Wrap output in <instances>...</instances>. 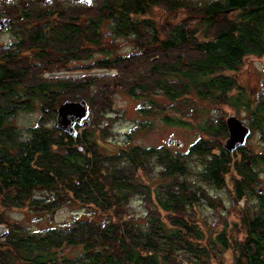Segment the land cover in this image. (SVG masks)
Wrapping results in <instances>:
<instances>
[{"label":"trees","instance_id":"obj_1","mask_svg":"<svg viewBox=\"0 0 264 264\" xmlns=\"http://www.w3.org/2000/svg\"><path fill=\"white\" fill-rule=\"evenodd\" d=\"M203 1L27 0L26 5L0 9V18L10 22L6 30L17 24L21 31L15 43L0 49V209L24 208L39 218L79 201L100 212L43 232L10 225L8 238L0 242V264H183L178 260L182 251L208 256L207 248L193 242L202 241L204 235L190 210L203 201L213 203L203 186L188 177L189 162L196 155L204 161L202 184L225 185L233 167L240 177L237 199L249 193L259 200L261 211L245 224L248 239L238 248L236 264H264V169L257 170L264 167V154L251 156L245 145L238 149L242 159L234 160L236 151L230 153L208 139L193 143L186 155L131 145L112 152L99 142L96 128L104 127L88 123L94 108L96 114L107 115L105 107L109 110L115 89L136 98L162 96L171 108L183 101L193 114L205 107H244L251 116L249 127L264 131V95L252 105L231 75L247 58L264 56V0ZM155 7L188 12L198 24L191 29L185 23L158 27L143 19ZM105 25L113 37L133 38L137 47L129 57L113 56L105 49L104 58L88 67L116 69L115 77L42 78L50 68L70 70L71 61L90 59L94 49L103 50ZM91 88L96 89L94 97L85 95ZM235 89L239 92L233 96ZM82 100L88 102L90 115L76 127L75 137L56 124L46 125L48 117L56 119L63 103ZM149 101L151 108L141 112L165 108L152 98ZM35 109L42 112L36 126L25 132L16 127L20 113ZM187 114L184 117L192 116ZM213 117L202 131L228 138L226 121ZM163 120L169 125L188 124L180 116L166 115ZM130 135L126 133L129 139ZM157 166L154 186L147 185L141 171ZM254 187H260L262 194ZM134 195L153 204L154 214L147 219L127 215L124 210ZM160 210L168 214L166 221ZM98 213L107 214L103 221ZM139 218L145 224L138 223ZM0 223H5L1 212ZM218 237L227 245L224 232ZM78 248L74 258L65 254Z\"/></svg>","mask_w":264,"mask_h":264},{"label":"rangeland","instance_id":"obj_2","mask_svg":"<svg viewBox=\"0 0 264 264\" xmlns=\"http://www.w3.org/2000/svg\"><path fill=\"white\" fill-rule=\"evenodd\" d=\"M195 3L204 2L203 0H193ZM143 19H150L156 23L158 27H166L169 24L185 23L188 28H193L198 24L196 16L188 12L177 11L169 12L168 10L155 7L151 9ZM15 29L3 30L0 29V49L6 48L11 43H15L17 36L21 33L18 30L19 25H14ZM17 29V30H16ZM104 49H94L90 59L82 61H71L69 63L70 70H59L50 68L44 71L41 75L44 79H63V78H84V77H115L116 69L104 70L100 68H88L92 66L96 60L104 58L103 52L109 51L113 56L120 55L129 57L137 52L135 40L128 37H113L108 25L103 27ZM107 51V52H108ZM28 54L26 53V56ZM90 56V55H89ZM144 56L139 57L138 61ZM27 58V57H26ZM239 88L244 89L246 96L251 100L252 105L258 101L259 95H264V56L247 58L239 71L235 74ZM239 90L235 89L232 95L235 96ZM96 89L91 88L85 92L88 97H94ZM231 95V96H232ZM154 99L156 104L163 110H153L151 113H143L142 108H151L150 99ZM136 98L130 96L124 90H113L109 99L110 108L105 107L107 115L101 116L96 114V108L92 112V116L88 123L93 125L101 124L104 128H96L99 136V142L103 147L109 148L110 151L116 152L120 148L131 146H141L144 148L157 147L166 148L172 153L188 154L190 146L198 140L208 139L213 140L211 144L214 146H224L227 137H216L211 133L202 131V126L207 119L214 118L226 121L230 115H235L244 124L249 126L251 116L244 107L238 110L232 106L221 105L218 107H205L203 111L193 114L190 106L183 101L176 103L171 108L172 104L162 96ZM264 100V99H263ZM95 101V100H94ZM93 101V102H94ZM192 103V102H191ZM37 106V105H36ZM39 108V107H37ZM111 110V111H110ZM41 111L35 109L31 112L20 113L15 119L16 127L25 132L28 128L36 126ZM192 114L191 117H184ZM183 117L184 121L188 122L185 126L169 125L163 120L164 116ZM48 127L56 124V119L52 116L45 121ZM90 124V125H91ZM84 127L81 129L82 132ZM251 128V127H250ZM136 129V130H134ZM131 133L130 139L126 133ZM217 149L213 153H218ZM246 153L249 155L264 154V131L251 128V134L247 141ZM234 160H241L243 155L234 153ZM191 165V173L188 174L190 180L197 184H201L212 198L213 203L203 201L190 210L191 217L198 229L203 233L204 239L198 242L202 247L209 251L208 256L203 255L196 257L188 252H180L178 260L183 264H236L241 243H244L248 237L246 234V226L249 220H252L258 212L261 211L259 202L255 194L248 197L244 196L241 200L235 196V185L240 179L236 171L232 167L231 172L225 177V185L219 187L208 182L202 184L200 172L204 161L200 156H194L189 162ZM263 168L264 167H260ZM262 169V170H263ZM160 170L157 166L154 171L140 173L141 179L147 184L152 185L156 182L155 175ZM259 188V187H258ZM91 208V209H90ZM99 212L96 208L88 207L82 202L74 201L71 204H66L58 209L52 215H44L39 218L30 214L24 208L0 209L1 217L5 223H0V242L6 241L9 234L5 231L10 225H22L32 232H43L51 227L60 228L70 224L75 219L85 216L87 213ZM154 206L151 203L144 202L139 195H134L131 198L130 204L124 211L127 215L148 217L152 214ZM100 213V212H99ZM98 213V214H99ZM154 214V212H153ZM107 214H99V220L103 221ZM161 218L166 221L168 214L160 210ZM110 217H113L112 215ZM129 217V216H127ZM115 221L117 217H113ZM145 219H138V223L145 224ZM9 231V230H8ZM225 234L227 245L219 241L221 233ZM65 254L71 258L76 257L80 252L78 249H67Z\"/></svg>","mask_w":264,"mask_h":264},{"label":"water","instance_id":"obj_3","mask_svg":"<svg viewBox=\"0 0 264 264\" xmlns=\"http://www.w3.org/2000/svg\"><path fill=\"white\" fill-rule=\"evenodd\" d=\"M5 20H0V29L5 27ZM90 115V106L86 100L67 101L57 109L56 126L61 131L75 137L78 134L77 126H81ZM229 136L226 139L224 148L233 153L245 147L251 134V128L244 124L235 115H230L226 120ZM9 234V231H5Z\"/></svg>","mask_w":264,"mask_h":264},{"label":"flooded vegetation","instance_id":"obj_4","mask_svg":"<svg viewBox=\"0 0 264 264\" xmlns=\"http://www.w3.org/2000/svg\"><path fill=\"white\" fill-rule=\"evenodd\" d=\"M69 1V3H75V4H78V3H81L83 0H68ZM8 4L10 5V4H16V5H26L27 4V0H0V9L2 8V11L3 12H5L6 11V9H7V6H8ZM5 20V23H6V25H5V27L3 28V30H6L7 29V26H8V24L10 23L9 22V19L7 20L6 18H0V20ZM248 141V140H247ZM247 143V142H246ZM247 145V144H246ZM236 153H239V150H237L236 151ZM260 168H257V170H259ZM261 170V169H260ZM255 191H256V193L258 194V195H261L262 193V191H261V189H260V187L258 188V187H254L253 188ZM259 201V200H258ZM254 220H256V217H254Z\"/></svg>","mask_w":264,"mask_h":264},{"label":"snow or ice","instance_id":"obj_5","mask_svg":"<svg viewBox=\"0 0 264 264\" xmlns=\"http://www.w3.org/2000/svg\"><path fill=\"white\" fill-rule=\"evenodd\" d=\"M89 2H90V0H89Z\"/></svg>","mask_w":264,"mask_h":264}]
</instances>
